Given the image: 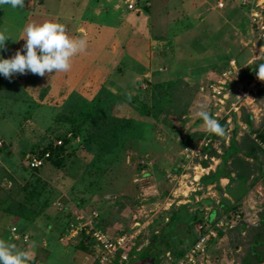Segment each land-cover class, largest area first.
Returning <instances> with one entry per match:
<instances>
[{
    "label": "rangeland",
    "instance_id": "374dc122",
    "mask_svg": "<svg viewBox=\"0 0 264 264\" xmlns=\"http://www.w3.org/2000/svg\"><path fill=\"white\" fill-rule=\"evenodd\" d=\"M130 1L133 7H129ZM243 1L248 0H223L224 8H218L215 0H25L22 9L0 7V31L11 36L6 41V47L0 50L3 58L12 57L23 48L26 41L20 38L31 23L58 21L65 24L71 36H83L88 41L87 50L73 58L72 68L67 73H52L41 77L29 72L14 74L11 79L0 75V238L15 244L17 248L30 250L35 258L32 264H93L97 246L92 238H89L93 247L90 251L76 246L78 239L68 245L59 242L58 235L66 223L65 213L71 210L72 204L79 205V202H86L79 206L82 210L88 206V210L91 209L90 204H93L103 210L107 208L109 213L115 212L119 205L111 202L115 196L122 198L119 206L123 216L130 218V222L133 214L145 221V216L155 218L167 209H178L182 204H187L189 212L202 214L207 223H212L216 215L221 213L216 201L226 197L230 202L228 206L244 204L251 212L245 217L246 223L256 224L257 211L264 201V184L259 179L249 185L238 202L228 195V192L236 188V179L229 182L226 178L223 181L224 188L219 192L213 191L211 186L198 183V179L194 181V175L196 178L202 172L205 173L204 170L209 171L221 162L218 156L211 153L216 151L221 154L228 147L231 128H236L237 140L245 132L241 129L243 122L239 119L242 112L240 106L246 105L242 114L249 110L253 115L250 117V128L264 129V81L253 85L255 89L260 86L253 92L254 101L250 103L246 95L233 105L234 109L227 108L228 102L224 108L216 107L211 96L195 88L197 82L217 73L223 62L220 60L227 54L236 58L243 57V61L248 56H260L263 50L261 46L264 45L260 34L262 30H258L251 21L249 11H260L258 15L264 19V0H254L257 4L254 7H249L248 3L242 4ZM190 52L192 57L194 54L197 56L191 61L187 58L190 56H186ZM175 64L180 69L186 66L187 73H179ZM117 67L122 69V74ZM113 77L119 82L113 80ZM174 78L186 80L191 85L185 94L178 93L179 97L171 104L175 114L168 113L167 117L161 114V121L152 118L146 121L150 124V134L148 148L144 153L149 155L148 164H155L152 174H141L148 168L138 172L137 162L146 156L134 158L140 154L138 145L129 147L128 142V148L118 164L120 171L104 173L105 182L102 180L89 187L82 175L86 163L93 159V152L86 146H80L64 167H55L45 161L39 168L37 177L42 179V184L35 188L40 192L41 200L48 197L50 203L41 209L28 228L24 220L19 221L4 213L12 196L23 197L21 186L32 177L26 168L30 146L36 143V146H42L53 139L54 134L65 133L67 125L59 120V114L69 109L70 102L76 103L79 96L81 99H91L102 86L116 94L131 93V97L136 96L138 101L149 102L144 92L147 81L152 84ZM200 104H206L207 110L217 115L230 110L236 114L234 121L231 115L226 117V137L211 141L209 154L205 158L206 166L197 165L198 161L194 160L186 163L181 158V140L184 138L192 145L195 134L206 131L203 121L196 116ZM131 106L129 102L116 104L112 112L120 116H131L135 114ZM185 106L186 113L180 112L185 110ZM181 113L185 114L181 116ZM136 129L138 133L140 127ZM133 136L139 138L137 134ZM192 165H195V169ZM163 172L167 181H163ZM108 178L111 179L109 184L106 181ZM199 185L202 186L199 188ZM163 190H167L166 194L161 195ZM148 192L153 195L144 197ZM126 194H132L140 204L133 205ZM150 196H155L156 200L150 202ZM205 197L213 199L215 203L203 202ZM241 205L237 212L242 210ZM166 218L162 229H154L157 236L169 230V219ZM130 222L125 225L126 229L131 225ZM197 222L201 220L193 224L195 232ZM6 223H16L19 228H27L29 239L26 242L7 239ZM180 224L181 221H177L175 226L179 227ZM106 230L112 236L119 233L114 230V226H108ZM147 233H150L149 227ZM150 236L151 233L149 241L153 238ZM246 239L245 232L240 233L235 241L234 232L223 230L220 236L210 239L206 246L207 260L198 264H242V258L247 252ZM151 248L152 255L143 250L132 263L168 264L175 258L173 248L164 253L156 252L153 245ZM152 258H155L153 262Z\"/></svg>",
    "mask_w": 264,
    "mask_h": 264
},
{
    "label": "trees",
    "instance_id": "16d2710c",
    "mask_svg": "<svg viewBox=\"0 0 264 264\" xmlns=\"http://www.w3.org/2000/svg\"><path fill=\"white\" fill-rule=\"evenodd\" d=\"M224 6L225 4H223L222 7L224 8ZM186 56H190L187 57L190 59V61L197 57L195 54L194 57H192V52H190V54L188 53V55ZM234 59L236 64L241 66L239 82L243 83L248 77H252V75L256 73L259 64L264 63V52H262L258 58H255L249 63H246V65H241L243 58ZM180 60L181 58L178 59V61ZM226 65L227 60L222 62V66L218 69V71L225 68ZM175 66L176 68H178L179 73L181 71L183 74L187 73L186 66L183 69H180L179 65L177 66L175 64ZM117 70L121 74L123 73L121 72L122 69L120 67H117ZM112 79L119 82V80L115 79L114 77ZM207 80L208 79L205 78L197 82L195 85V88L197 89L196 91H198V85L201 82H205ZM147 83L148 84L146 85L144 92L145 97H148L147 99H149V102H146L144 100H142V102L138 101L139 99L136 96L131 97V100H129L127 97L129 93L116 94V92H113V90L111 89H107L105 86H102V88L98 90L91 99H81V97L79 96V99L75 101L76 103L70 102L69 109L59 114V120H62L67 125L65 133L54 134V138L49 140L42 146H36L38 143H36V145L30 146L28 158L32 155L43 157L46 152H48V157H43V163L39 167H31L26 164V168L30 171L32 180L30 178V180H27L26 183L21 186L24 191L23 197H11L9 203L4 209V213L9 215V217H16L19 221L24 220V223H26L27 227L29 223L33 221L34 217L41 211V209L47 207L50 203L48 197H45L43 200H41L40 192L37 191V188H35L36 185L40 186L42 184V179L37 177L39 168L43 166L45 161H48L55 167H64L68 162L72 160V155L75 154V150L80 146H86L89 151L93 152V159L86 163L82 175L83 178L87 180L86 185H88L89 187H91L95 183L101 182L102 180L103 182H105V177L103 176L104 173L109 172L111 174L115 170L120 171L118 164L124 154V151L128 148V146H126V143L129 142V147L138 145V152H140V154L138 153V155H136L135 157L133 156L134 158L143 157L145 155L144 150L148 148L147 140L150 134V131H148V127L150 124H148L146 121L151 118L161 121V114H164V116L166 117L168 113L175 114L176 112L172 110L173 106H171V104L175 102L176 98L179 97V95H177L178 93L185 94L186 91L189 90V86L191 85L186 82V80L179 78H174L173 80L166 79L161 82L152 84H149V82L147 81ZM259 87L255 89L254 93L256 92V90H258ZM123 102H129L130 106L132 105V112H134L135 114L131 116H120L112 112V109L116 106V104L120 105ZM135 102H137L136 105H134ZM139 102H141V104H139ZM226 106L227 108H230L229 101ZM240 108L243 112L245 107L240 106ZM184 109L185 110L180 112L186 113L187 106H185ZM242 112H240L239 114V119L241 118L242 122L246 124L248 131L243 132L244 134L242 133L240 139L237 140L236 128H231L228 147L223 149L221 154H218L216 151L211 153L218 156L221 162H219L213 170L202 173L198 177V183H201L202 185L206 183H214L213 187L217 192L220 191V188L217 184L220 177L227 178L229 182L236 179V188L228 192L229 197H231L236 202L240 200V196L245 191H247V188L252 182H254V180L259 179V181L264 184V129H258L257 127L255 129L250 128L249 126L251 113L248 110H245L243 114ZM185 113H181L180 115L183 116ZM228 114L229 116L231 115L232 118L236 115L232 110H230ZM226 117L227 115H222L221 117H217L216 119L222 126L225 127V129H228L227 122H225ZM137 126L140 127V130L138 132L139 134L137 133ZM251 133H253V135H251ZM132 134H137V137H139L140 139L134 136L132 138ZM78 137L79 140L77 141L76 139H78ZM200 137L208 138V141L202 145V150L209 154L208 151L211 148V141L219 138V136L210 134L207 131H203L195 134V139H193L194 141L192 142H195V140ZM57 140H60L59 144L56 143ZM73 141L77 142L73 145L71 144V142ZM190 144L191 143H188V141L184 138L180 142V145H183V147ZM1 147L2 145L0 146V148ZM145 156L146 157L142 158L141 162H137L136 166L138 168V172L144 168H148L144 175H150L153 172L155 164H152V166H150V164H148L149 155L147 154ZM199 161L201 164L207 165L205 164V158L199 159ZM172 169H174V167H172ZM162 174L164 179L163 181H165V172H163ZM248 179L250 181H248ZM106 181H108L107 184H109L111 182V179L108 178V180ZM166 191L167 190H163L161 192V195L166 194ZM126 195V198L133 201V205L135 203L140 204V201L136 200V198L132 194ZM206 198V200L210 202L209 198ZM121 199V197L115 196L114 198H112L111 202H113V205L117 206L118 204L120 205L119 201H121ZM39 200H41V202H39ZM152 200H156L155 196H150L149 201L151 202ZM211 201H213L212 203H215L214 200ZM82 203L84 204L86 202H79V205L76 204L77 207L83 205ZM229 203V199L226 197H222L219 200L218 206L219 208H221V213L216 215V218L224 213L227 221H234L235 214H238L242 211L241 210L240 212H237V208L238 206L240 207L241 204L239 203L228 206ZM36 205L39 206V209H37ZM76 205L72 204V207L70 208L71 210L65 213V215L67 214L66 223L60 231L58 239L69 228V223L75 222V216L72 210L76 207ZM119 205L118 207H116L115 212L112 213H109L107 208L103 210L93 204H90L91 209L88 210V206L86 209H84V211L85 213L87 212V215H90L91 211L94 210L97 212V215L94 217V224L99 229L106 230L108 226H114V230L122 233L126 231L125 225L130 222V218L127 219L126 216H123L121 212L122 208ZM228 212H231L233 214H229ZM256 215V224L246 223L247 220L242 219L239 220V222L234 221L231 225L216 227L215 236L211 237L216 238L222 234L223 230L229 229V231L234 232V239L235 241H237L236 239L239 238V234L245 232L247 236V252L246 255L242 258V264H261L264 261V201L261 204V209L257 211ZM166 217H168L169 219V223L167 224L169 230L157 236L156 233H154V229H162L163 225L166 223L164 221ZM198 220L204 222L205 217L202 214L197 215V213L195 214L189 212V206L187 204H182L178 209L171 208L162 213H159L157 214V216H155V218H153V223L149 226L151 233L150 237L153 238H151V240L147 244L148 246L146 245L140 251H136L135 249H133L132 252H136V256H138L140 252L146 250L145 252H147L149 255H152V252H150L152 249V245L154 247L153 249H155L156 252L162 251L164 253L169 248H173L175 258L171 261V263L168 264H174L175 260L182 257L188 250L190 244L196 239L197 232L193 231V224ZM177 221H181L179 227L175 226ZM13 225L16 226L17 232H19L21 235L18 240L22 241L23 234H28V227L26 229H23L19 228L16 223H6L5 230L7 228L8 231L7 239L10 240L14 239L10 237V227ZM127 227L130 228V226ZM184 228L186 230L183 233L181 232V230ZM167 233L170 240L169 238H167ZM89 238H92L93 241H95L92 236L86 235L82 231L78 235L76 246H80L82 249L90 251V249H92L93 247L89 243ZM211 238H209L208 242ZM154 259L155 258H152V262L154 261ZM30 263L32 264L35 262L34 260H32Z\"/></svg>",
    "mask_w": 264,
    "mask_h": 264
},
{
    "label": "built area",
    "instance_id": "2783aa9c",
    "mask_svg": "<svg viewBox=\"0 0 264 264\" xmlns=\"http://www.w3.org/2000/svg\"><path fill=\"white\" fill-rule=\"evenodd\" d=\"M245 3H248L249 7L250 5H253L252 7L257 5L254 3V0L251 2L249 0L242 2V4ZM223 4V0H218L216 5L217 7H222ZM129 7H133L132 1L129 2ZM258 13H260V11L255 13L254 9L250 10L249 17L251 16L250 19L255 24V26H257L256 28H258V30H262L260 34L264 40V19L263 16L258 15ZM262 47V52H264V45ZM240 67L241 66L236 64L234 58H230L227 60L226 67L218 71L211 79L201 82L198 85V90L203 92L205 91L208 96H211L213 105L218 108H224V104L233 99V101L230 103V108L234 109L233 105L240 102V100H243L246 95H248V98H250L251 103L254 101L253 92L255 91V88H253V85H255L257 82H261V80H259L257 74L254 73L252 77H248L243 83L239 82ZM241 104H243V102ZM243 106L246 107L245 104ZM212 115L215 119L217 117H221L222 115L229 116L228 111L223 112L221 115H217L216 112L212 113ZM242 129L245 132L248 131L247 127H243ZM251 135H253V133H251ZM207 141V137H200L195 140L194 144L184 146L181 149V158L186 161V163L198 161L196 164H201L199 159L206 158V156H208L207 152L202 150V145ZM56 143L59 144L60 140H57ZM1 145L2 140H0V146ZM43 157H48V152H46ZM43 157L32 155L27 159V164L31 167H39L43 163ZM194 167L195 165H192V168ZM200 168L202 169L204 167L200 166ZM145 172L141 174L144 175ZM198 177L199 175L196 178L194 175V181L197 180ZM149 195H153L152 192L145 193L144 197H148ZM257 197L259 198L258 191ZM246 210L247 209L243 204L242 211L238 214H235L234 221L241 219L247 220L245 217H247V215L251 212ZM72 212L75 216V222L70 223L69 228L59 238V242L63 245L69 244L77 239L78 235L82 231L84 234L92 236L95 239L97 246V253L94 257L93 264H133L132 260L136 259L137 256L136 252H132V250L135 249L136 251H140L149 243L148 237L150 233H147V227L153 223L152 216H145L147 218H145V221H142L139 220L137 215L133 214L131 218L133 220L131 222L130 228L126 229V231L122 233L112 236L107 230H102L95 226L94 217L97 215L95 210L91 211L90 215H87L84 209L82 210L76 205ZM141 221L143 222L142 225L140 223ZM234 221H227L225 214H222L212 223H207L206 221L197 222L195 224V229L197 232L196 239L190 244L185 254L175 260L174 264H198L199 262L203 263L206 261L208 257L206 249L207 242L209 238L215 236V228L223 225H231ZM252 223L254 224L255 222ZM145 231L146 236H144ZM18 233L19 232H17L15 225L10 227V237L19 239L21 235ZM28 237L29 236L27 233L23 234L22 241L26 242L29 239ZM261 264H264V261Z\"/></svg>",
    "mask_w": 264,
    "mask_h": 264
},
{
    "label": "clouds",
    "instance_id": "9594fccd",
    "mask_svg": "<svg viewBox=\"0 0 264 264\" xmlns=\"http://www.w3.org/2000/svg\"><path fill=\"white\" fill-rule=\"evenodd\" d=\"M10 6L13 9L25 7V0H0V7ZM11 38L5 31H0V50L6 47ZM26 42L21 50L12 57L0 56V75L11 79L14 74H32L41 77L52 73H67L72 68V61L88 47L85 37H73L68 33L65 24L58 21L31 23L20 38ZM256 74L264 81V63L258 65ZM132 94H128L131 100ZM196 116L205 125L206 131L219 137H226V129L207 110L206 104H200ZM34 254L27 249H20L4 238H0V264H30Z\"/></svg>",
    "mask_w": 264,
    "mask_h": 264
},
{
    "label": "crops",
    "instance_id": "0c3cea01",
    "mask_svg": "<svg viewBox=\"0 0 264 264\" xmlns=\"http://www.w3.org/2000/svg\"><path fill=\"white\" fill-rule=\"evenodd\" d=\"M205 2L207 1V0H204ZM217 2V1H216ZM217 6V5H216ZM218 8H220V7H218ZM253 46H256V45H253ZM251 47V46H250ZM257 47V46H256ZM262 47V46H261ZM262 51L263 50H261L260 51V53H262ZM258 56H259V54H257V55H252V56H248V57H246V60L245 61H243V62H241V65H246V63H249L251 60H253L254 58H258ZM230 58H236L235 56H232V55H228L227 54V56L223 59V60H220V62L221 61H225V60H229ZM243 58V57H242ZM237 60V59H236ZM243 60H244V58H243ZM249 111V110H248ZM250 112V111H249ZM251 113V112H250ZM251 115H252V113H251ZM253 116V115H252ZM251 117V116H250ZM240 122V121H239ZM243 126H241V129L243 128V127H247L246 126V124L243 122V124H242ZM248 129V128H247ZM243 130V129H242ZM11 147V146H10ZM203 166H206V165H203ZM213 168H214V166H213ZM213 168H210V170H213ZM205 171V173L207 172V169L206 170H204ZM224 180H226V178L225 177H220L219 179H218V186H219V188H220V191H221V188H224L223 187V181ZM206 185H208V186H211V187H213L212 185H214V183H206ZM202 185H199V188L201 187ZM213 191H216L215 189H214V187H213V189H212ZM207 198L205 197V198H203L202 199V201L203 202H206V203H208V204H212V202L213 201H211V200H213V199H211V198H209V200H210V202L208 201V200H206ZM216 203H218L217 201H216ZM166 209V208H165ZM168 210V209H167ZM166 211V210H165ZM133 263H135V262H133Z\"/></svg>",
    "mask_w": 264,
    "mask_h": 264
}]
</instances>
